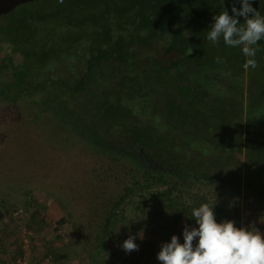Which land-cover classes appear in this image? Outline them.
<instances>
[{
    "label": "trees",
    "instance_id": "1",
    "mask_svg": "<svg viewBox=\"0 0 264 264\" xmlns=\"http://www.w3.org/2000/svg\"><path fill=\"white\" fill-rule=\"evenodd\" d=\"M222 2L229 15L233 5L242 7L239 0H107L49 10L26 3L2 16L0 46L20 52L23 66L12 82L0 80V101L27 97L37 118H50L96 154L127 162L128 184L106 211L104 229L117 226L111 218L121 201L151 188L157 203L136 208L159 206L175 223L196 224L192 209L202 203L214 206L218 223L224 219L210 201H180L186 185H216L264 202V83L247 74L241 47L221 37L220 52L206 39ZM64 27L78 51L62 66L55 59L63 56ZM156 40L160 53L148 47ZM63 216L51 203L40 220L59 230Z\"/></svg>",
    "mask_w": 264,
    "mask_h": 264
},
{
    "label": "rangeland",
    "instance_id": "2",
    "mask_svg": "<svg viewBox=\"0 0 264 264\" xmlns=\"http://www.w3.org/2000/svg\"><path fill=\"white\" fill-rule=\"evenodd\" d=\"M105 1L90 0L91 6L75 0L30 3L49 10L63 3L62 7L74 9L92 7V2L102 5ZM222 4L213 17L227 6ZM257 11L264 16V0H258ZM2 16L0 22L5 23ZM64 28H59L65 33L60 41L63 56L55 59L62 66L70 61L67 55L74 57L78 51L76 38L70 29ZM82 46L87 51V44ZM218 46L216 50L221 52L222 47ZM148 47L160 53L163 43L156 40ZM257 48L258 66L247 69V74L264 83V39ZM3 59L9 62L7 70L1 68ZM22 66V54L2 43L0 80L12 82L14 68ZM36 114L37 106L22 95L14 101H0V264H160L157 254L163 243L170 242L173 235L183 243L185 225L198 227L184 219L175 223L168 216L170 211L159 206L154 207L155 213L153 208L137 209L139 205L143 208L157 203L156 188H151L121 201L111 218L117 226L104 229L106 211L123 195V186L128 184L124 170L127 162L122 159L115 163L96 154L91 145L74 133L50 118H37ZM185 188L180 201H210L224 214L223 220L264 234V202L248 200L242 193L233 194L216 185ZM175 197L177 193L173 192L172 198ZM51 203L64 215L59 230L40 220ZM130 235L135 237L138 250L126 252L122 244Z\"/></svg>",
    "mask_w": 264,
    "mask_h": 264
},
{
    "label": "clouds",
    "instance_id": "3",
    "mask_svg": "<svg viewBox=\"0 0 264 264\" xmlns=\"http://www.w3.org/2000/svg\"><path fill=\"white\" fill-rule=\"evenodd\" d=\"M239 2L242 7L233 5V15L225 9L213 17L206 39L215 45L222 37L227 46L241 47L246 58L243 67L255 69L257 45L264 39V16L252 7L250 0ZM236 17H244L245 22L240 23ZM192 52L189 47L188 55ZM191 215L198 227L185 225L183 243L176 235L163 243L157 254L160 264H264V234L260 231L237 227L231 220L218 223L214 206L208 203L193 208ZM134 241L130 235L122 244L123 250H138Z\"/></svg>",
    "mask_w": 264,
    "mask_h": 264
},
{
    "label": "water",
    "instance_id": "4",
    "mask_svg": "<svg viewBox=\"0 0 264 264\" xmlns=\"http://www.w3.org/2000/svg\"><path fill=\"white\" fill-rule=\"evenodd\" d=\"M37 0H0V16L6 15L13 11L20 5H24L26 3L34 2ZM62 1H70V0H62ZM252 7L257 10L258 8V0H251Z\"/></svg>",
    "mask_w": 264,
    "mask_h": 264
},
{
    "label": "built area",
    "instance_id": "5",
    "mask_svg": "<svg viewBox=\"0 0 264 264\" xmlns=\"http://www.w3.org/2000/svg\"><path fill=\"white\" fill-rule=\"evenodd\" d=\"M14 215H17L18 216V212H15ZM24 231V230H23ZM26 240V239H25Z\"/></svg>",
    "mask_w": 264,
    "mask_h": 264
},
{
    "label": "crops",
    "instance_id": "6",
    "mask_svg": "<svg viewBox=\"0 0 264 264\" xmlns=\"http://www.w3.org/2000/svg\"><path fill=\"white\" fill-rule=\"evenodd\" d=\"M152 245L156 246V245H157V243H156V244H153V243H152Z\"/></svg>",
    "mask_w": 264,
    "mask_h": 264
}]
</instances>
